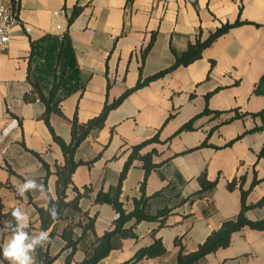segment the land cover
<instances>
[{
  "label": "crops",
  "instance_id": "crops-1",
  "mask_svg": "<svg viewBox=\"0 0 264 264\" xmlns=\"http://www.w3.org/2000/svg\"><path fill=\"white\" fill-rule=\"evenodd\" d=\"M0 5L16 12L20 21L7 50L0 52V195L6 210L20 207L28 213L31 233L39 232L41 226L36 206L46 207L50 196L57 199L56 166L65 163L63 151L43 119L45 105L24 100L32 88L27 79L31 42L46 34H64L76 6L83 11L69 33L85 89L64 99L63 116H51L55 132L66 142L71 141L75 116L87 122L137 84L142 52L152 38L143 77L171 66L176 60L173 50L183 52L225 24L244 23L220 36L192 64L131 93L109 112L105 126L81 144L75 160L83 164L73 174L67 200L75 198L74 186L85 194L79 206L95 219V231H88L80 240L74 261L84 260L95 235L102 236L114 227L117 212L111 199L123 167L134 146L157 134L161 142L141 151L143 155L157 151V166L148 177L146 194H160L150 202L149 211L156 215L170 208L171 213L164 226L158 220L136 224L135 237L121 238L120 247L98 264H124L155 239L162 240L167 252L136 264H176L177 238H182L188 252L195 251L224 221L238 216L242 178L245 190L256 176L261 180L249 193L248 204L264 196V159L258 157L264 146V128L248 132L263 125L262 118L252 114L264 111V93H255L264 76V0H0ZM206 107L222 115L202 116L194 131L177 134ZM236 114L247 115L224 123ZM215 126L209 146L187 152L202 144ZM44 162L51 171L47 178ZM203 172L218 185L192 198L201 190L198 179ZM26 178L42 184L47 195L28 192L21 197L17 185ZM144 178L143 163L135 160L122 185L120 201L126 211H132L141 197ZM234 179L238 185L231 190L228 185ZM68 215L56 225L57 235L49 247L50 254L57 256L52 264H66L70 252L62 251L66 242L61 237L73 220ZM247 215L262 219L264 207L251 209ZM85 219L76 214L73 221L87 223ZM74 232L78 239L83 229L78 226ZM10 236L9 229L0 228L2 244ZM0 264L9 262L0 259ZM202 264H264V231L245 227L232 235L229 247L207 255Z\"/></svg>",
  "mask_w": 264,
  "mask_h": 264
},
{
  "label": "trees",
  "instance_id": "trees-1",
  "mask_svg": "<svg viewBox=\"0 0 264 264\" xmlns=\"http://www.w3.org/2000/svg\"><path fill=\"white\" fill-rule=\"evenodd\" d=\"M131 1V0H129ZM83 11L82 6H76L71 12L68 18V30L62 35L46 34L38 40L31 42V54L29 57V68H28V82L31 85V91L26 93L24 100L26 102H35L37 100L41 101L45 105V111L43 114V119L47 126L50 128L53 138L56 143H58L65 156V163L63 165L56 166L57 175V199L49 197V203L46 207L36 206V213L39 215V220L41 222L40 231L45 230L50 234V242L44 247L38 248L34 253L36 264H52L57 256H52L49 251L50 244L52 240L57 235L56 225L57 223L65 218H68V214L71 213L74 220V215L80 214L81 217H86L89 221L83 223V221L75 222L71 221L66 227H64L61 237L66 242L62 248V251L70 250L66 257V264H98L100 261L105 259L110 255L114 249L120 247V240L124 237H135L133 228L136 224L142 221H154L158 220L161 222V226L166 224V220L171 213L170 208H165L159 211L156 215H153L149 211L150 202L160 193L153 196H148L146 194V183L150 173L156 168L154 163V155L157 154L156 150L145 155L141 154L142 149L147 145L155 142H161L159 134L155 137L146 140L132 148V151L123 167V170L119 176V181L114 189L112 195V205L117 212V217L114 220L113 228L106 231L102 236H96L94 240L91 241L89 247L86 250V257L81 262L74 261V255L79 249V242L83 237H86L88 231L94 232L95 219H92L88 214L83 213L79 203L83 195L80 193L79 189L74 186L73 190L77 193L73 200H67L68 189L73 185V174L76 169L83 164L82 161H76L75 155L81 146V144L91 135L94 130L102 129L105 126L106 119L109 112L120 105L131 93L149 85L151 82L156 81L165 77L166 75L172 73L180 67H186L196 60L200 59L203 55L204 50L210 47L220 36L227 33L231 28L236 27L244 23L238 20L233 24H225L218 28L216 31L210 34V36L205 39L198 40L192 43L183 52H177L173 50L176 60L175 62L155 74L143 77L142 67L145 63L146 57L154 43V38L150 44L142 52V65L140 67V76L137 84L128 90H126L119 98L115 99L111 104H106L103 111L94 118L88 120L87 122H80L77 116L74 117L72 121L71 128V141L66 142L62 137H60L51 125V116L53 113H57L61 116L64 115L61 109V103L69 95L75 91L85 89V83L80 80V70L77 66L76 54L73 48L72 39L69 33V27L74 23V21L80 16ZM255 93H264V76L261 78L260 83L255 89ZM208 95L207 98H209ZM205 115H214L219 117L222 112L212 111L209 107L193 117L190 121L185 123L177 132L182 131H194L196 129L195 122L198 118ZM247 115V114H245ZM245 115L236 114V116L224 123H229L235 118H241ZM254 117L260 116L263 120V125L258 126L248 132L261 131L264 128V111L252 114ZM171 117V116H170ZM218 128L215 126L209 132L207 139L200 144L198 147L188 150L187 152L194 151L196 149L209 146V137ZM241 137V136H240ZM238 137V138H240ZM232 143V142H231ZM230 143V144H231ZM259 159H264V146L262 147L259 155ZM135 160L142 161L143 168L145 170V178L143 180L141 189L142 195L139 199L135 200V207L132 211L128 212L120 201L122 194V185L126 179L130 168L132 167ZM44 167L47 170L46 178L51 174L50 166L44 162ZM199 183L201 185V190L194 194L193 197L202 196L204 193L213 191L217 185L218 181H210L207 177V173L203 172L199 177ZM261 180L255 177L251 187L247 190L243 188L244 178L240 180L241 182V210L235 219L226 220L222 223L221 227L213 231L206 240L201 243L195 251L188 252L183 246L182 238H177L175 240L176 246L180 247L177 263L176 264H202V259L207 255L216 252L219 249L229 247L232 239V235L236 232L241 231L245 227H249L254 230L264 231V218L258 220H252L248 217L247 213L251 209L264 207V196L256 203L248 204L247 198L251 190L255 185H257ZM238 180L234 179L229 183L228 188L233 190L237 187ZM2 184L0 183V188ZM101 201V199H98ZM185 200L181 201L183 203ZM52 204H56L59 211V217L56 221L50 219L48 213L45 211L46 208L50 207ZM13 209L6 210L3 199L0 195V228L3 226V222L12 221L11 212ZM85 219V220H86ZM14 223V221H12ZM131 222L134 224L131 227L127 225ZM82 227V236L78 239L75 238L76 227ZM32 228L30 226L29 231ZM11 233V229H9ZM155 234V231H154ZM2 242L0 241V259L6 263V259L3 257ZM167 252L166 247L161 239H155V241L146 247L140 248L134 257L124 263V264H136L144 259L157 258L164 255Z\"/></svg>",
  "mask_w": 264,
  "mask_h": 264
},
{
  "label": "clouds",
  "instance_id": "clouds-1",
  "mask_svg": "<svg viewBox=\"0 0 264 264\" xmlns=\"http://www.w3.org/2000/svg\"><path fill=\"white\" fill-rule=\"evenodd\" d=\"M17 192L21 197L28 192H39L41 196L47 195V190L44 186L31 178H26L23 183L18 184ZM45 211L51 220L56 221L58 219L59 211L56 204H52ZM11 217L14 223L12 221H5L2 226L3 230L11 229L10 238L2 246L3 257L9 264H36L33 253L50 242L49 232L41 230L37 233H31L29 231L30 217L20 207L12 210Z\"/></svg>",
  "mask_w": 264,
  "mask_h": 264
},
{
  "label": "built area",
  "instance_id": "built-area-1",
  "mask_svg": "<svg viewBox=\"0 0 264 264\" xmlns=\"http://www.w3.org/2000/svg\"><path fill=\"white\" fill-rule=\"evenodd\" d=\"M20 23L16 12L10 8L0 5V52L7 50L13 29Z\"/></svg>",
  "mask_w": 264,
  "mask_h": 264
}]
</instances>
